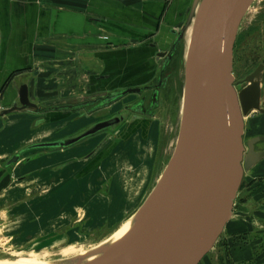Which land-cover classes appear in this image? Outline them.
I'll return each mask as SVG.
<instances>
[{"label": "water", "instance_id": "obj_1", "mask_svg": "<svg viewBox=\"0 0 264 264\" xmlns=\"http://www.w3.org/2000/svg\"><path fill=\"white\" fill-rule=\"evenodd\" d=\"M255 1L188 0L177 16L179 28L169 30L170 42L163 45L160 37L149 45L158 69L148 85L38 105L29 100L28 84L13 80L10 87L17 100L0 110V121L30 114L37 117L31 125L37 129L55 124L58 118L53 115L62 114L77 116L84 126L14 153L2 166L8 172L31 153L60 151L103 135L95 151L106 146L93 160V170L135 135L147 140L151 120L178 100L173 152L126 222L128 231L58 264H201L233 218L246 216L233 212L234 204L245 173L264 159V150H255L264 137L245 145L244 119L252 112L264 115V66L235 82L233 61L241 25Z\"/></svg>", "mask_w": 264, "mask_h": 264}, {"label": "crops", "instance_id": "obj_2", "mask_svg": "<svg viewBox=\"0 0 264 264\" xmlns=\"http://www.w3.org/2000/svg\"><path fill=\"white\" fill-rule=\"evenodd\" d=\"M187 1L0 0V110L17 100L10 87L15 79L28 84L29 100L38 105H60L151 84L158 64L149 45L160 37L163 45L170 42L169 30L179 28L177 16ZM36 118L24 113L0 121V214L6 208L7 217H19L22 231L40 233L43 238L37 247L86 238L100 224L104 188L112 203L124 193L119 161L122 155L139 151V146L133 149L137 135L129 145L113 149L93 170L89 169L93 160L106 145L95 151L97 144L88 139L60 151L31 153L8 172L2 166L14 153L41 143L28 139L52 132L47 126L32 129ZM156 121L151 120L147 134H152ZM137 138L141 148L148 145V137L145 143ZM147 159L136 166L146 170L145 177ZM246 175H264V160ZM109 217L115 220V214ZM83 221L80 227L88 228L87 234L75 226ZM231 228L230 234L235 231ZM243 255L233 254L235 260Z\"/></svg>", "mask_w": 264, "mask_h": 264}, {"label": "rangeland", "instance_id": "obj_3", "mask_svg": "<svg viewBox=\"0 0 264 264\" xmlns=\"http://www.w3.org/2000/svg\"><path fill=\"white\" fill-rule=\"evenodd\" d=\"M261 1L262 0H256L254 2L250 10L247 12L246 20L241 25L234 50V78L246 76L261 58L262 36L259 31V23L257 19ZM251 29H253V32L250 31ZM177 104L178 100L174 102L172 106L163 107L164 109L161 115L156 118L157 121L154 123L155 126L152 134H147L149 138V140H147V146H142L141 148V144L137 143L139 142L137 136L134 140L136 143L133 149H136L137 146H139L140 152H136L135 150V155H129L128 157L122 155L118 169L124 177V193L117 195L112 203L111 195L107 192L108 188H104L102 191L103 193L101 194L105 197V200H103L105 203L102 204V207L106 211L102 209L101 212L103 214L101 213L102 215L100 214L98 216L100 223L99 226L90 230V233L86 238L83 237L70 245L67 242H64L63 239H60L54 241L47 247H37L35 245H38L39 241H42L40 239L43 238L41 237V234L33 231L31 233H27L28 231H22L18 224V222H20L19 217L9 218L5 213L6 208L1 210L0 218H3L4 222H0V264H15L19 261H26V258H29V255H54L74 244H85L88 247H95L96 244L103 242L105 239H108L107 242H110L116 240L117 236H122L123 233H126L129 229L130 221L128 223L126 222L135 213L145 196L150 192L153 184L158 179L173 152L177 137L176 133L178 132ZM261 104L264 107V96ZM53 116L58 118V122L47 126L48 129H52V132H49L48 136L44 137L45 134H43L42 137L39 135L31 137L28 140L44 142L48 138H60L76 132L84 126V122L77 123V116H64L62 114ZM244 122L246 125L244 134L246 141L263 133V115L257 112H252L245 117ZM160 125L162 126V130ZM150 127L149 132L151 129ZM102 137L103 135H98L94 139L92 138L91 142L94 145L98 144ZM143 142L145 143V140H143ZM140 143H142V141ZM142 158H148V177H145L144 174H146V170L143 168L140 167L136 170V166L140 165ZM235 204L244 205V210L249 213L250 219L247 220L234 217L232 222L227 225L221 237L218 238L219 240L214 249L209 252L208 256L205 257L201 264L216 263L215 259H218L217 264L226 263L229 254L228 247L230 245L231 227H234L237 231H243L245 228L246 230L250 229L259 236H264V207H262V205H264V175H256V177L246 175L241 184ZM111 213L115 214V220H113L112 217H109ZM73 220H75V218ZM111 221L115 223L110 224ZM82 224H84V221L75 224V226L80 227ZM248 225H251L252 227L250 228ZM24 227L30 228L26 224ZM64 230L66 229H63L62 231ZM54 235L55 234H50L48 237H54ZM53 260L56 261L58 259Z\"/></svg>", "mask_w": 264, "mask_h": 264}, {"label": "flooded vegetation", "instance_id": "obj_4", "mask_svg": "<svg viewBox=\"0 0 264 264\" xmlns=\"http://www.w3.org/2000/svg\"><path fill=\"white\" fill-rule=\"evenodd\" d=\"M259 6H260V9H259V13L257 14V19H258V23H259V31L261 32V36H262L261 37V40H262L261 41V45H262L261 58H260L259 62L254 66V68L246 76L241 77V78H235V82H240V81L244 80L259 65L264 66V0H262L260 2ZM250 31L253 32V29H251ZM261 87H262V94H261V103H262V98L264 96V75L262 78ZM245 126H244V134H245ZM261 137H264V130H263L262 134L256 135L247 141L245 140V138L243 136V141H244V144L246 145L248 141L255 139V138H261ZM258 149L264 150V143L256 144L255 150L258 151ZM242 183H243V181H242ZM260 205H262V204H260ZM262 207H264V205H262ZM244 209H245L244 205H236L235 204L233 212L243 213L246 216L245 217H239V218L249 220L250 215H249V213L245 212ZM248 226L250 228L252 227L251 225H248ZM235 251L239 252V253L245 252L246 256L243 255L242 257H239L238 260H235V258L233 256V254H236ZM228 253H229L228 264H264V236L261 237L257 233L252 232L250 229L246 230V228L243 231L235 230L234 232H232L230 234V245L228 247Z\"/></svg>", "mask_w": 264, "mask_h": 264}, {"label": "bare ground", "instance_id": "obj_5", "mask_svg": "<svg viewBox=\"0 0 264 264\" xmlns=\"http://www.w3.org/2000/svg\"><path fill=\"white\" fill-rule=\"evenodd\" d=\"M190 32L191 31L189 30L187 34V39H185L187 40V43L189 42V39H190ZM124 234L125 233H123V235ZM122 236H117L116 240H118ZM107 240L108 239H105L103 242L96 244L95 247H92V246L88 247L85 244H74L72 246H69L57 252V254H54V255H38V256L36 254L29 255V258H26V261H19L18 263H15V264H58V263L66 262L70 259L72 260L78 256H82L86 254L87 252H90L91 250H94L96 247L105 244ZM53 259L55 260L58 259V260L54 261Z\"/></svg>", "mask_w": 264, "mask_h": 264}]
</instances>
